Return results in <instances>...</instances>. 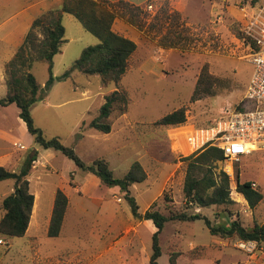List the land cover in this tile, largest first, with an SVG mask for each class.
<instances>
[{"label": "rangeland", "instance_id": "374dc122", "mask_svg": "<svg viewBox=\"0 0 264 264\" xmlns=\"http://www.w3.org/2000/svg\"><path fill=\"white\" fill-rule=\"evenodd\" d=\"M259 1L149 0L139 5L143 26L117 17L112 29L131 38L137 47L120 80L107 87L100 85L97 76H83L76 71L68 78L61 77L84 47L98 42L73 15L64 14L66 41L61 53L53 57L54 82L30 108L35 126L46 137H59L87 164L97 157L105 158L115 177H122L131 163L139 161L147 177L133 182L130 192L140 212L151 205L164 214L186 209L182 191L185 165L181 157L193 152V144L186 138L192 126H209L240 103L251 107L244 93L253 66L245 58L242 29ZM169 29L185 37L183 48L159 44V38ZM17 43L16 39L0 42V98L6 91L4 63L12 57ZM203 68L216 78V92L191 101ZM30 71L41 85L45 83V63L32 62ZM113 90L127 93L126 111L113 109L108 133L86 127L98 113L105 95ZM180 107L185 109L183 124L155 123ZM34 151L36 160L27 176L35 195L30 225L21 237L0 234L6 241L0 244V264L19 260L28 264H150L151 235L155 230L152 221L135 219L117 186L101 183L90 172L84 175L59 150L36 144L14 103L0 106V165L18 170ZM215 164V172H226L223 161ZM232 168L228 175L230 201L196 207L194 211H200L212 223L222 222L229 211L232 214L228 218H238L247 228L254 222H264V152H252ZM236 169L241 182H255V188L262 193L253 208L235 189ZM77 184L80 188H75ZM58 188L67 195L68 206L59 235L50 237L46 229ZM12 190V179L0 181V202ZM165 193L171 201H165ZM2 214L0 209V217ZM241 241L237 236L211 235L202 220L167 221L159 234L158 263L169 264L173 256L175 264H264V241L256 242L251 252L240 247ZM42 252L49 261L43 260Z\"/></svg>", "mask_w": 264, "mask_h": 264}, {"label": "trees", "instance_id": "16d2710c", "mask_svg": "<svg viewBox=\"0 0 264 264\" xmlns=\"http://www.w3.org/2000/svg\"><path fill=\"white\" fill-rule=\"evenodd\" d=\"M147 0L146 2H148ZM258 0H251L256 3ZM149 4V3H148ZM73 15L81 26L98 38V42L84 47L74 62L62 73V78H68L73 71L83 76H97L100 85L107 87L117 83L125 73L130 56L136 50V43L129 37L112 29L117 17H125L131 24L143 26L142 7L127 0H62L58 7L45 10L31 22L23 41L15 48L12 57L4 63L5 95L0 98V106L14 103L18 108V116L25 123L27 131L33 141L43 148L59 150L83 171L96 175L101 183L107 186H117L123 194L130 208L131 215L138 220H151L155 230L151 235L152 253L150 264H159L161 255L159 234L167 221H195L202 220L211 235L222 237L237 236L242 240H253L257 243L264 241V222H254L253 226L244 227L238 218L230 219L229 214L222 222L212 221L196 207L222 205L230 201L229 176L224 170L218 173L213 170L216 161H223L222 151L214 146H204L192 153L181 157L185 165L183 180V210H169L168 214L154 209L153 205L143 212L135 197L130 192L133 182H141L147 173L139 161H134L122 177H115L109 168L108 161L103 157L95 158L91 163H85L75 150L63 144L59 137H46L43 131L36 127L30 112L31 105L46 94V90L54 82L52 72L53 57L61 53V47L66 41L65 28L62 22L63 14ZM170 20L174 19L172 14ZM185 37L176 29H169L159 38L163 47L185 46ZM40 61L47 65L48 77L41 85L30 71L32 62ZM216 78L212 77L203 68L198 76L191 101L203 96L214 95L217 86ZM128 96L125 91L113 90L105 95L98 113L85 125L88 128L108 133L111 130L109 119L114 108L120 113L126 111ZM242 109L241 105L237 106ZM186 120L185 109L180 107L163 115L155 123L159 125H180ZM84 125V124H83ZM250 155V154H249ZM37 152L27 156L18 170H10L0 165V181L13 180V190L0 202L3 214L0 217V234L6 237H21L25 234L34 201V195L29 188L27 178L29 170L36 160ZM236 191L253 208L261 199L262 193L252 187V181L239 180V172L235 170ZM165 201L171 198L165 193ZM68 206V197L61 190L55 191L47 235L58 236L63 223L64 214ZM14 264V263H11ZM57 264H69L59 262ZM169 264H175L173 256Z\"/></svg>", "mask_w": 264, "mask_h": 264}, {"label": "built area", "instance_id": "2783aa9c", "mask_svg": "<svg viewBox=\"0 0 264 264\" xmlns=\"http://www.w3.org/2000/svg\"><path fill=\"white\" fill-rule=\"evenodd\" d=\"M151 7V5H147ZM246 41V60L253 66V71L244 93V100L250 102L251 107L242 103V109L234 107L225 111L224 116L213 124L204 127H193L186 136L198 150L204 146H214L222 151L225 170L230 175L234 163L255 151L264 152V0L249 14L243 26ZM230 167V170L226 169ZM256 187L255 182H251ZM255 241L243 240L240 247L251 252ZM0 244H6L0 238Z\"/></svg>", "mask_w": 264, "mask_h": 264}, {"label": "crops", "instance_id": "0c3cea01", "mask_svg": "<svg viewBox=\"0 0 264 264\" xmlns=\"http://www.w3.org/2000/svg\"><path fill=\"white\" fill-rule=\"evenodd\" d=\"M111 1H115V0H111ZM127 1L134 3L136 5H143L147 0H141V1L127 0ZM61 2L62 0H0V42L16 39L18 41L17 45L15 46L16 48L23 41L24 36L28 31L29 26L33 21V19L47 9L58 7L61 4ZM174 142L175 141L171 143L172 144L171 146H173ZM81 172L84 175H86L87 173L85 171H81ZM75 188H80V186L77 184L75 185ZM34 201H35V195H34ZM34 201L32 206V212L35 205ZM29 225H30V220L25 233H27ZM22 255L23 254H21V256ZM41 255L44 261H49L50 258L49 256H46L45 252H42ZM14 263L28 264L27 262L20 260Z\"/></svg>", "mask_w": 264, "mask_h": 264}]
</instances>
